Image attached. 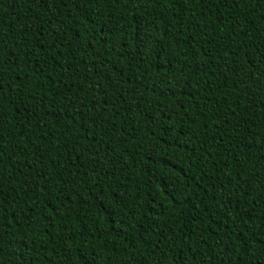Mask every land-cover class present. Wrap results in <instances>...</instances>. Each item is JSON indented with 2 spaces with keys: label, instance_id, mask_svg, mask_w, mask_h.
<instances>
[{
  "label": "trees",
  "instance_id": "16d2710c",
  "mask_svg": "<svg viewBox=\"0 0 264 264\" xmlns=\"http://www.w3.org/2000/svg\"><path fill=\"white\" fill-rule=\"evenodd\" d=\"M81 4L0 0V264H264V0Z\"/></svg>",
  "mask_w": 264,
  "mask_h": 264
},
{
  "label": "snow or ice",
  "instance_id": "6c2138e0",
  "mask_svg": "<svg viewBox=\"0 0 264 264\" xmlns=\"http://www.w3.org/2000/svg\"><path fill=\"white\" fill-rule=\"evenodd\" d=\"M90 3H93V0H82V4H81V7L83 9V5L84 4H90ZM84 15H86V11L83 12ZM35 32L37 35H39L41 33V28L39 26L36 27L35 29ZM4 50L3 49H0V53H2ZM35 51L33 52V55H35ZM103 59H99V64L100 66H103ZM98 79H103V75L99 76ZM54 195V194H53ZM174 198V197H173ZM104 211H107L106 209H104ZM54 226V225H53Z\"/></svg>",
  "mask_w": 264,
  "mask_h": 264
}]
</instances>
